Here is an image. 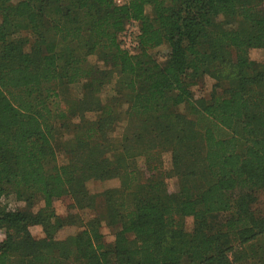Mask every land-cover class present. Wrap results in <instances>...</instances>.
Listing matches in <instances>:
<instances>
[{
	"label": "trees",
	"instance_id": "obj_1",
	"mask_svg": "<svg viewBox=\"0 0 264 264\" xmlns=\"http://www.w3.org/2000/svg\"><path fill=\"white\" fill-rule=\"evenodd\" d=\"M131 21L142 50L166 47L164 65L121 48ZM252 48L264 51V0H0V199L11 191L43 198L35 215L0 209V264H264V58L251 60ZM96 52L130 77L131 131L113 141L120 113L101 109L89 135L49 171L54 124L66 117L52 108L57 88L88 82L87 111L108 75L90 61ZM205 75L217 81L211 100L194 102L191 88ZM183 105L189 113L174 112ZM94 134L103 141L91 142ZM166 151L171 171L142 180L128 169L130 158L157 162ZM116 177L125 186L100 193L98 215L88 183ZM63 199L65 218L54 207ZM218 215L230 217L215 227ZM34 224L44 238L31 235ZM104 225L118 230L113 243ZM72 227L81 230L59 239Z\"/></svg>",
	"mask_w": 264,
	"mask_h": 264
},
{
	"label": "rangeland",
	"instance_id": "obj_2",
	"mask_svg": "<svg viewBox=\"0 0 264 264\" xmlns=\"http://www.w3.org/2000/svg\"><path fill=\"white\" fill-rule=\"evenodd\" d=\"M152 9L147 8V13L150 15ZM140 33L139 22L131 21L126 25L123 32L118 35V42L122 49L128 51L131 55H136L138 58H145V54L153 56V59L158 61L161 65L166 62V55L168 50L166 47H162L157 50H142L139 47L137 36ZM146 51V52H145ZM80 52H83L81 49ZM249 57L253 61H262L264 58V51L260 48H252L249 51ZM148 58V57H147ZM90 61L96 63V66L107 72V76L102 80V87L99 91H94L95 87L91 90L89 98L86 100L88 107L87 111H83L80 102L85 93L86 81L67 85L57 88L58 97L54 99L52 108L56 113L59 111L65 112L66 117L64 119H56L54 124V138L53 145L57 151V161H51L47 163V169L51 171L56 165L64 164L68 159V151L76 146L75 141L82 140L89 135L88 129L99 118V110H107L113 108L114 111H118L120 115L116 119H112V130L109 137L119 143L126 131L132 128V123L125 117L126 112L129 110L131 100L133 99V93L130 91L128 85L130 83V77L127 75H121L115 70L109 62L96 52L90 58ZM95 81L97 80V74H95ZM217 85L216 79L211 75H205L191 88L193 93L194 102H199L200 99L210 101L211 95L214 92V86ZM221 87L218 89L221 93L222 89L228 85L225 82L220 83ZM85 107V106H83ZM111 107V108H110ZM189 109L186 106H181L173 109L174 112H180L181 114L189 113ZM83 111V112H82ZM191 120H195L197 116L189 115ZM199 131V129H197ZM103 139L99 135H93L91 142L100 143ZM157 162H151L149 160L139 157L130 158L128 160V169L130 172H134L143 179H150V177H156L161 172L171 171L173 169L172 154L169 151L162 152ZM138 175V176H139ZM161 178V177H160ZM159 178V179H160ZM168 189L172 192L178 190V180L175 177H170L166 180ZM125 186L123 177H116L107 181H90L88 187L93 194H98L97 200V214L102 215L105 205L103 202V196L100 195L107 189L122 190ZM27 198L29 200H27ZM258 207L264 211V192L258 193ZM43 207V198L40 195H17L16 191H11L8 195L3 196L0 199V209H6L7 211H22L24 213L37 214ZM55 211L57 216L65 218L69 213V201L67 199L58 200L55 202ZM230 216L218 215L213 225L215 227L218 222L224 223ZM105 223L102 220V224ZM195 221L193 218H187L185 221V227L188 231L194 228ZM79 227L66 228L58 235L59 239H65L69 235L75 234L80 231ZM31 235L36 239H42L45 237V232L42 225H31L29 227ZM0 232L6 238V233L3 229ZM118 230L112 229L104 225L102 227V233L104 240L107 243H113L116 239ZM3 239V240H4ZM2 240V241H3ZM1 241V242H2ZM0 242V243H1ZM230 255H232L230 253ZM186 264V263H184ZM234 264H245L244 262H235Z\"/></svg>",
	"mask_w": 264,
	"mask_h": 264
},
{
	"label": "built area",
	"instance_id": "obj_3",
	"mask_svg": "<svg viewBox=\"0 0 264 264\" xmlns=\"http://www.w3.org/2000/svg\"><path fill=\"white\" fill-rule=\"evenodd\" d=\"M116 4H122L124 3V0H113Z\"/></svg>",
	"mask_w": 264,
	"mask_h": 264
},
{
	"label": "crops",
	"instance_id": "obj_4",
	"mask_svg": "<svg viewBox=\"0 0 264 264\" xmlns=\"http://www.w3.org/2000/svg\"><path fill=\"white\" fill-rule=\"evenodd\" d=\"M4 239V235L0 232V242Z\"/></svg>",
	"mask_w": 264,
	"mask_h": 264
}]
</instances>
